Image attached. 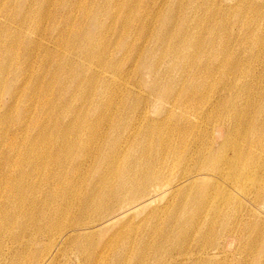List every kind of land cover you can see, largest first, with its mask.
I'll list each match as a JSON object with an SVG mask.
<instances>
[{
    "label": "bare ground",
    "instance_id": "6f19581e",
    "mask_svg": "<svg viewBox=\"0 0 264 264\" xmlns=\"http://www.w3.org/2000/svg\"><path fill=\"white\" fill-rule=\"evenodd\" d=\"M209 1L211 0H190L188 6L199 10ZM241 1L245 4L243 7H246L242 12L238 8L229 15L231 18L224 20L216 19L217 15H213L214 20L210 22L212 27L206 32L201 28V34L196 33V28L182 18L179 27L171 25L175 15L174 8L179 2L174 0L168 4L166 12L160 18L159 28L152 33V44L146 48L135 45L138 44V38L132 35L134 21L127 16L121 22L123 26L120 39L129 40L127 43H131V48H127L123 56L115 61L107 63L106 43H102L97 50H94L91 43L85 44L86 39H92L87 29H91L96 18L95 14L88 11V7L79 4L82 21L88 23L87 28L81 27L75 32L72 51L84 58L96 59L95 64L92 62L94 67H99L104 62L108 64L107 72L111 74L106 77L109 81H100L94 73V80L93 76L84 77L83 81L87 85L76 82L84 73L82 66L74 64L70 71V66H66L67 60L59 57L55 61V75L51 77L49 87L43 93L45 98L42 111L44 114L48 113L51 104L47 96L57 89L60 98L68 101L67 98L70 97L71 101L74 99L76 102L70 105L66 103L64 106L63 114L71 117L72 124L66 128H53L59 145L57 157L55 155L52 158L44 150L39 154L36 144L30 140L21 152V155L25 154L24 161L9 168L5 181L0 179V231H8L15 236L14 239H7L9 244L6 243L0 249V264H59L61 259L68 261V253H72L78 260L83 258L88 264H220L226 258L223 249L235 239L232 235L236 229L231 228L222 242L216 240L210 252L189 251L197 238L207 239L217 224L221 226V231H226L225 221L228 216L238 224L242 217L253 216L261 222L264 232V216L257 212L258 207L264 208V176H260V180L254 178L258 169L264 170V155L255 154L257 150L264 151V116L253 121H241L242 116L238 110L240 101L252 95V87L261 86L256 77L251 80L250 71L247 72L254 61H259L260 56L255 57L254 54L243 58L239 51L243 43L242 33H249L247 38L253 42L254 48H262L264 27L261 22L264 20V11H253L255 7L249 3H254V0ZM259 2L264 6V0ZM83 3L87 5V2ZM165 4V0H157L153 5V12H160ZM179 5L183 7L181 2ZM65 6L70 7V3H65ZM208 6L206 5L210 10L211 5ZM179 10L181 11L180 8ZM157 13L150 12L149 15L155 18ZM194 13L197 15V24H203L207 13ZM245 14L248 16L245 17ZM231 20L237 21H234L235 26L240 25L241 34L234 35L232 45L229 46L225 32ZM95 23L97 25V20L94 25ZM84 35L86 39H82ZM143 35L144 32L138 36ZM19 40L20 36L11 37L1 49L5 55L0 60V93L3 84L8 82L6 93L12 102L7 103L8 108H13V104L19 100L29 99L25 94V87L15 90L14 79L18 75H25L18 65L14 79H9L17 61L12 54L13 45ZM30 43L33 44L31 41ZM90 69L95 71L93 67ZM74 82L77 90L71 91L70 86ZM89 84L92 88H89ZM73 91L75 95H72ZM149 103L157 108L162 116L161 120H149ZM216 109L225 112L222 117H225L224 122H221L217 130L215 127L205 144L199 142L195 135H202V129L198 131L200 125L203 127L211 120ZM257 109L258 117L264 114V104ZM95 114L102 122L107 119L109 127L118 125V134L112 145L113 153L104 154L99 159L91 188L80 200L88 208H105L107 212L97 219L94 214L95 221L88 224L84 221V215H81L75 226L65 229H62L61 221H55L54 214H48L47 218L45 214L30 217L31 212H34L33 201L38 191L35 186L40 177L35 174L39 170H27L37 167L33 166L35 158H43L48 162L51 159L60 160L59 163L62 164L76 151H80L82 155L74 169L77 172L75 175H80L91 163L94 165L95 153L89 144L91 141L95 142V130H100L102 124L95 123ZM116 114L122 117L117 123ZM41 119L37 117L30 126L27 124V129L39 130L42 127ZM232 124L234 129L231 128ZM169 126L175 128L180 142L172 139L174 132L168 131ZM240 126L243 131L241 137L244 138L242 147L232 138L239 132ZM74 134L76 140L72 143L69 138ZM155 142L157 146L160 145L157 153L153 149ZM164 146L167 147L165 151L169 152L166 155ZM178 160L180 165L176 167ZM50 178L55 182L61 180L62 175L54 172L46 180ZM214 187L217 188L215 192L212 191L213 194L226 190L228 195L220 196L212 209L210 190ZM227 187L232 190H227ZM27 189L31 190L30 194H27ZM59 190L60 188H51V201ZM67 195L66 188L62 201L53 209L58 217H65L70 212L72 203L71 199L68 201L65 198ZM244 202L249 207L242 211ZM225 205L234 207L223 212ZM203 212L205 216L200 220L198 215ZM115 224H120L119 229L106 240L98 242L95 249V241L92 240L95 233ZM252 226H248L247 232L252 231ZM135 237L140 238L134 240ZM133 240L138 248L131 259L128 247L133 246ZM16 243L23 245V252L16 251L15 254V251H11ZM260 244L264 252V237L256 240L252 249L258 248ZM168 245H174V250L166 252L165 247ZM119 246H122L121 249ZM149 250L155 254L150 261L147 258ZM107 251H110L109 254Z\"/></svg>",
    "mask_w": 264,
    "mask_h": 264
},
{
    "label": "rangeland",
    "instance_id": "374dc122",
    "mask_svg": "<svg viewBox=\"0 0 264 264\" xmlns=\"http://www.w3.org/2000/svg\"><path fill=\"white\" fill-rule=\"evenodd\" d=\"M156 1L157 0H0V35H4L0 36V60L2 59V56L5 55L3 50H1L5 46V42L9 41L11 37L20 36V40L15 42L13 45L12 54L14 60L17 61L15 66H13V70L10 75L11 77L9 76V79L11 81L14 79L18 65L20 68L19 70H21L22 74L25 75L24 77H20L21 75H18V78L14 79V85L16 87L14 88L18 91L20 88L25 87V94L29 97L27 101L19 100L13 104V108H8L6 105L8 102H10L11 97L6 93V91L9 88V83L6 82L1 87L0 179L3 178V181H5L8 170H10L9 168L12 165L18 166L24 161L25 154L21 155V152L23 149H25L27 142L30 140H33V142L36 144V150L39 154L43 150L46 153L51 154L52 158H54L55 155L57 157L59 154V145L56 140V135L53 133V128H66L71 126V117H66L63 114L64 106L66 103L70 105L75 104L76 102L74 99L71 101L70 97L67 98L69 99L68 101L63 100L59 97V91L56 89L57 91L53 90L52 92H49L47 99L49 104H51V107L48 109L47 114L43 113L42 104L45 98L43 93L44 91H47L51 77L55 75V61L59 60V57H61L62 60H67L68 64L66 66H70V71L73 70L74 64L79 63V65L82 66V69H84V73L78 77L76 82L78 81L79 83L85 84L83 79L86 75L90 76V78L93 76V80L95 79L96 75L100 78V81L107 83L109 78L106 76H109L111 73L109 74L107 72V70L109 71V66L106 63L109 61H115L117 58L123 56L127 48H131V43H127L129 40L120 39L123 26L121 22L123 20L125 21V17L127 16L129 19H131V21H134L132 26L134 28V33L132 35L135 38H138V44L135 45L137 47H139V45H142L144 48L149 47L152 44V33L155 32L157 27L159 28L161 21L160 18L166 12L167 6L170 5L169 3L174 2V0H165L167 4H165V6L160 9V12L157 13V11L153 12V5ZM189 1L190 0H179L183 7L179 5V2L176 4V8H174L175 15L171 25H173L175 28L179 27L181 24L180 19L182 18L186 20L191 27L194 26L196 28V33L198 32L201 34H203V30L201 28H203L206 32L209 27H212L210 22L214 20L213 15H217L216 19L224 20V18H231L229 15H232L233 12L235 13L238 8L241 9V12L243 8H246L243 7L245 4H243L241 0H211L208 4H206L207 6L211 5L210 12L206 5L199 10L189 7ZM254 1V3H252L253 1L249 3L251 6H253V8L255 7L253 11H264V6H261L262 4L259 2V0ZM83 2H87V5H84ZM130 2L132 5H130ZM65 3H70V7L65 6ZM74 3L77 4L73 6ZM79 4L88 7V11L95 14V18L98 22L97 25L96 23L94 25L96 20L93 21L90 26L91 29H87L89 32V37L92 38L91 40H89V38L86 39V35L82 37V39H86L85 44L90 45L91 43L94 50L99 49L102 43H106L108 47V58L105 60L106 63L104 62V64L99 65V67H94L92 65V62L95 64L96 59L91 60L89 57L84 58L77 52L72 51L74 46L75 32L81 27L87 28L88 23V21H82V12L78 10ZM150 12L155 14L157 13L158 16L154 18L153 16L149 15ZM194 12L202 15L207 13V16L204 17L205 22L203 24H197V15ZM247 16L248 15L245 14V17ZM252 16L253 13H251V17ZM89 17L91 16L89 15ZM234 21L236 20L229 21L228 30L225 32L229 46L232 45V37L236 34H241L239 27L240 25L235 26L237 21ZM261 26L264 27V20L261 22ZM142 32H144V35L139 37L138 35H140ZM207 35L209 34L207 33ZM242 36L243 43L240 47L239 55L243 58L249 57L251 55L254 56V54L255 57L260 56L259 61H254L252 67H250L247 72L250 71V79L252 80L254 77H256L257 81L261 83V86L259 88L252 87V95L248 99L240 101L238 108L239 113L242 116L241 121H253L264 116V114H261L258 117L259 110L257 109V107L264 104V40L263 45L261 46L262 48L258 49V47L254 48L253 42L247 38L249 33L245 35L242 33ZM29 40L33 44H31ZM120 41H122V44L119 45ZM90 67L95 68V71L91 70ZM64 85L65 84H63V86ZM57 87L60 88L59 86ZM89 88H92L91 84H89ZM75 89L74 82L71 84L70 90L72 91ZM261 92L263 93L260 94ZM34 93L37 95L34 96ZM72 95H75L74 91L72 92ZM149 104V120H161L162 116L159 114L157 108L151 103ZM224 113V111L216 109L211 120H209L203 127L200 125L198 131L202 129V135H195L199 142H203L205 144L209 140L210 135L215 131V127L217 130L221 122H224L225 117L222 118ZM21 117L22 120H19ZM37 117L38 119L42 118V127L39 130H28L26 127L27 124L30 126L32 122L37 119ZM115 118V122L117 123V120L121 119L122 117L120 114H116ZM73 120L76 122V119L73 118ZM106 121L107 119H104L102 122L101 119H99V117L95 114V123H102L100 130H95V142L89 141L90 149H92L95 153V164L93 165L91 163L88 169L83 170V172L80 171L82 172L80 175H75L77 172L74 171L76 164L79 161V157L82 155L80 154V151H76L69 160H65V162L62 164L59 163L60 160L53 161L51 159L50 162H48L43 160V158L40 160L35 158L33 166L37 167L35 169L31 167L33 170H27V172H36L39 170L35 174L40 177L37 186H35L38 191H36L34 196L33 202L35 207L34 212H31L30 217H41L45 214V218H47L48 214L50 216L54 214L55 221H61L63 224L62 229H65L75 226L81 218V215H84L83 218L86 224L95 221L93 218L94 214L95 219L105 215L107 209H95L93 207L88 208L81 200L91 188L92 179L94 176H96V170L98 169L97 166L100 163L99 159L104 154L113 153L112 145L115 144L114 141L116 135L118 134L116 133L118 125L109 127ZM86 123L90 124V122ZM231 128L234 129L233 124L231 125ZM241 130L242 127L240 126L239 132L232 136L233 140H235L240 147L244 145V138L241 137L243 131ZM168 131L171 133L174 132L172 139L174 141L177 140V142H180L179 134L176 133L174 127L169 126ZM190 138L191 137H189V139ZM196 138L194 139L195 141ZM69 140L70 142L75 143L76 135L74 134V136L70 137ZM159 147L160 145L157 146L156 142L153 143V149L155 148L154 151L156 153L160 151ZM166 148L167 147L165 146L163 148L165 155L166 153H169L168 151H165ZM255 154L256 156L264 155V151L257 150ZM179 165L180 160L176 161V167ZM54 172H56L57 175H62V179L53 182L52 178H50L47 181L46 178L49 176V174ZM255 174L256 175L254 178L256 180H260V176H264V170L261 171L258 169ZM229 183L230 181L228 180V184ZM51 188H60V190L57 191V195H54L55 199H53V201H51L53 195L50 191ZM66 188L68 189V195L65 198H67L68 201L71 199L70 203H72V205L67 216L58 217L53 209L57 207L62 201L61 197L63 191L66 190ZM216 188L214 187L210 191L215 192ZM226 189L232 190L228 187ZM30 192L31 190L27 189V194H30ZM225 194H227L226 190H219V192H216L215 194H213V192L211 193L213 198H211L213 200L211 202L212 209H214L217 205V199ZM247 199H244V201L249 204ZM245 202L243 203L242 211L249 207V205H247ZM233 207L234 206L225 205L224 208H222V211L226 212ZM238 211L241 212V210ZM257 212L264 216V208L261 206L258 207ZM204 216L205 212L200 213L198 218L201 220L204 218ZM233 217L234 216H232V218ZM225 222H227L226 231H221V226L217 224L213 227L207 239L199 240L197 238L194 245L190 250H188H193L197 253L200 251L203 252L205 250L210 252L213 248L214 242L216 240L217 242L219 240V242H222V240H224L223 237L229 234L228 232L231 228H234L236 229V232L232 236H234L235 239L230 245H227L223 249L225 252L224 256H226V258L225 261L220 264H246V262L248 264H264V259L262 258V256H264L262 244H260L258 248L256 247L255 249H252L254 242L264 237V232L262 231L263 225L261 222L253 216L242 217L239 219V224L233 222V220H231V216H228ZM251 225H253L252 231L247 232L248 226ZM119 226L120 224H115L113 226L106 227L105 229H101L102 232L95 233L96 236H94V239H92L95 241V249L98 247V242L106 240L111 233L116 231V229H119ZM0 236H3L0 238V249L4 248L6 243L9 244L6 242L7 239L10 240L9 238H15V236H12V234H10L8 231H0ZM220 237H222V239H220ZM139 238L140 237H135L134 240H139ZM134 240L131 242L133 246L128 247L131 259L137 253L138 248L137 243ZM19 243H16L15 248L11 250L15 251V254L16 251H24L23 245H19ZM121 247L122 246H119V249H121ZM165 248L166 252H168L170 250H174L175 246L168 245ZM109 252L110 251H107L108 254ZM63 255H66V253ZM68 255L70 256L68 261L65 260L67 264H88L83 258L78 260L72 253H68ZM154 255L155 254L152 250L148 251L147 258H149V261L152 257H154ZM64 258H66V256ZM4 262L5 261L3 260V263ZM65 262L63 259H61L59 264H65ZM204 263L205 262H201L200 264Z\"/></svg>",
    "mask_w": 264,
    "mask_h": 264
}]
</instances>
